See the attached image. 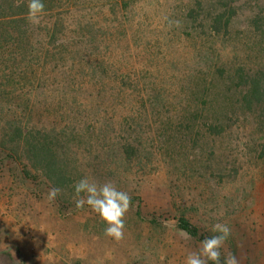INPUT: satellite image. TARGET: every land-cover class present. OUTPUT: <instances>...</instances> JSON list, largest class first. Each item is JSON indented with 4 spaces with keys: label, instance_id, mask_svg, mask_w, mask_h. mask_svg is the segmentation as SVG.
Returning <instances> with one entry per match:
<instances>
[{
    "label": "trees",
    "instance_id": "obj_1",
    "mask_svg": "<svg viewBox=\"0 0 264 264\" xmlns=\"http://www.w3.org/2000/svg\"><path fill=\"white\" fill-rule=\"evenodd\" d=\"M28 2L0 0V166L59 188L63 215L78 181L112 182L127 213L200 248L221 186L264 171V0H42L39 23ZM155 160L183 191L176 224L144 213ZM237 194L225 219L248 207Z\"/></svg>",
    "mask_w": 264,
    "mask_h": 264
},
{
    "label": "rangeland",
    "instance_id": "obj_2",
    "mask_svg": "<svg viewBox=\"0 0 264 264\" xmlns=\"http://www.w3.org/2000/svg\"><path fill=\"white\" fill-rule=\"evenodd\" d=\"M137 170L133 168L132 174L139 175ZM140 174L138 194L144 213L156 212L176 224L172 193L178 201L183 191L170 186L167 168L155 160ZM237 189H248V207L240 210L235 203L232 215L225 219V208L219 202L230 204L227 198L238 196ZM220 191L214 204L220 207L213 212L215 224L230 222L235 229L231 230L234 249L225 242L224 257L234 255L239 264H264V171L247 166ZM60 209L41 187L25 186L12 176L9 165H1L0 264H184L189 252L199 250L190 239L174 231H159L132 212L123 217L124 238L116 241L104 234L108 225L90 206L64 215Z\"/></svg>",
    "mask_w": 264,
    "mask_h": 264
},
{
    "label": "clouds",
    "instance_id": "obj_3",
    "mask_svg": "<svg viewBox=\"0 0 264 264\" xmlns=\"http://www.w3.org/2000/svg\"><path fill=\"white\" fill-rule=\"evenodd\" d=\"M27 7V19L32 23H39L40 15L44 12L42 0H29ZM60 191L57 187L51 188L47 194L48 200H54ZM81 193L85 195L81 196ZM74 199L78 209L87 204L108 225L104 231L106 236L112 237L116 241L124 238L123 217L131 205V197L127 192L118 190L112 182L98 184L85 178L75 184ZM211 230L216 235L204 239L198 251L189 252L185 257L184 264H207L208 261L220 264V249L230 236V229L225 224L216 223ZM180 235L185 239L190 238L183 230L180 231ZM224 264H239V262L234 255L229 254L225 257Z\"/></svg>",
    "mask_w": 264,
    "mask_h": 264
}]
</instances>
